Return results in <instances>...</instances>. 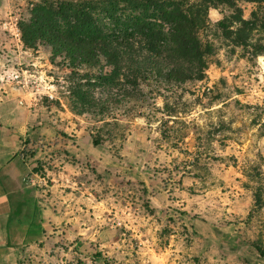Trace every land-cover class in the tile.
<instances>
[{
  "label": "rangeland",
  "instance_id": "1",
  "mask_svg": "<svg viewBox=\"0 0 264 264\" xmlns=\"http://www.w3.org/2000/svg\"><path fill=\"white\" fill-rule=\"evenodd\" d=\"M35 1L0 0V134L32 205L16 264H264L259 22L240 46L218 26L238 27L234 12L210 10L203 80L150 82L120 103L46 47L23 46L18 25ZM238 7L253 22L256 7Z\"/></svg>",
  "mask_w": 264,
  "mask_h": 264
},
{
  "label": "trees",
  "instance_id": "2",
  "mask_svg": "<svg viewBox=\"0 0 264 264\" xmlns=\"http://www.w3.org/2000/svg\"><path fill=\"white\" fill-rule=\"evenodd\" d=\"M239 4L256 7L244 20ZM234 12L229 26H218L226 38L246 46L254 21L264 29V0H36L18 29L28 49L46 47L73 71H86L84 81L107 88L106 97L137 101L150 82L171 86L199 82L211 45L201 40L209 11ZM260 14V15H259ZM115 92V93H113ZM81 101L88 92L77 88ZM264 261V251L254 247Z\"/></svg>",
  "mask_w": 264,
  "mask_h": 264
},
{
  "label": "crops",
  "instance_id": "3",
  "mask_svg": "<svg viewBox=\"0 0 264 264\" xmlns=\"http://www.w3.org/2000/svg\"><path fill=\"white\" fill-rule=\"evenodd\" d=\"M15 153L10 132L0 134V264H16L19 250L32 240V205L21 196Z\"/></svg>",
  "mask_w": 264,
  "mask_h": 264
}]
</instances>
